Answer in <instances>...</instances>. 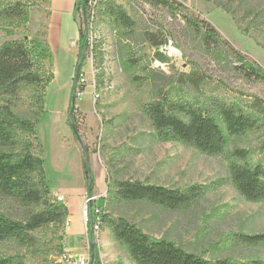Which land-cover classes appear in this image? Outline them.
I'll return each instance as SVG.
<instances>
[{
	"label": "rangeland",
	"instance_id": "obj_1",
	"mask_svg": "<svg viewBox=\"0 0 264 264\" xmlns=\"http://www.w3.org/2000/svg\"><path fill=\"white\" fill-rule=\"evenodd\" d=\"M5 1L0 0V5ZM25 1L29 4L27 22L0 17V45L29 37L34 57L46 72L53 73L46 90L47 111L37 125L41 145L36 149L44 160L52 196H64L74 209L73 193L80 198L77 200L83 213L91 195L94 211L97 206H106L107 213L128 219L154 239L172 241L211 260H257L264 264V242L247 246L237 241L240 234H264V201L245 200L228 173L230 162L264 164V127L244 138L229 137L222 154L208 155L178 141L161 139L144 110L146 104L167 95L200 106L225 127L212 110L213 99L243 107L249 106L253 96L264 101V81L248 80L240 73V62L227 45L228 42L245 60L264 68V0H193L177 16L167 7L143 0H114L137 26L129 34L99 13L89 36L90 40L98 36L104 42V83H97L99 71L88 52L81 70L84 91L76 99L77 134L70 124L69 103L78 46L71 36L63 49L50 41L48 0ZM183 14L209 23L220 44L208 46L183 20ZM77 20L79 28L85 29L81 11ZM148 33L156 34L159 40L172 38L176 58L167 63L155 60L158 49L149 43ZM47 44L52 56L45 49ZM190 72L205 76L198 87L183 83L181 75ZM28 97L29 91H24L17 112L30 117ZM260 120L264 124V118ZM237 150H242L245 158ZM112 156L120 158L115 165ZM85 162L95 181L91 194ZM114 179L139 180L179 190L197 185L204 187L205 194L191 206L178 210L147 201L112 204L109 185ZM0 212L14 220L25 217L19 204L1 196ZM68 219L69 216L63 226L39 228L33 233L31 246L14 241L2 243L0 257L20 255L25 264H70L64 262L67 254L71 260L83 256L86 264H93L96 246L99 264H135L128 249L113 239L109 228L100 226L91 235V226L84 222L78 230L82 241L73 240Z\"/></svg>",
	"mask_w": 264,
	"mask_h": 264
},
{
	"label": "trees",
	"instance_id": "obj_2",
	"mask_svg": "<svg viewBox=\"0 0 264 264\" xmlns=\"http://www.w3.org/2000/svg\"><path fill=\"white\" fill-rule=\"evenodd\" d=\"M143 1L153 6L167 7L175 16L186 9V5L179 0ZM75 9V13L81 11L83 24L86 27L79 28L77 64L81 62L83 66L86 54L90 52L95 69L99 71L96 81L102 85L105 62L104 42L98 36L90 40L91 30L85 14L87 13L86 1L77 0ZM99 13L124 28L129 34L134 33L136 22L114 0H103ZM0 17L27 22L29 4L25 0H7L0 5ZM182 18L190 28L202 36L208 46L220 44L216 30L209 23L205 21L200 23L197 17L186 14H183ZM166 38L159 40L156 34L148 33V41L156 49L164 43ZM227 45L234 54L235 60L240 62L237 66L240 73H243L248 80L264 81L263 67L245 60L231 48L228 42ZM45 49L52 56L48 44ZM155 60L161 63L168 61L158 50L155 53ZM83 76L84 72L80 71L76 99L84 91L81 82ZM52 78L53 73L46 72L42 63L34 57L29 37L8 40L0 45V196L15 201L25 210L23 220L11 219L0 212V245L7 241H14L22 246H31L34 232L44 226H63L70 214L68 205L52 196L44 160L36 153V149L41 145L37 135V125L47 111L46 90ZM181 79L184 84L189 83L193 87H198L205 76L190 72L182 74ZM24 91H29L27 107L30 117L17 112ZM180 99H170L164 95L146 104L144 110L151 118L161 139L178 141L194 147L201 153L222 154L229 137L244 138L249 133L264 127L260 120V117L264 118V101L257 96H253V100L247 107L237 103H227L217 98L213 99L212 110L221 117L225 127H222L213 115L200 106ZM71 107L72 99L70 98L69 111ZM74 109L72 120L76 124L75 112L78 111L76 102ZM237 152L245 158L246 155L242 150ZM119 159V156H112L111 160L115 161L113 165L117 164ZM84 169L88 186L92 185L93 193L95 181L88 162L84 163ZM228 173L231 183L245 200L264 201L263 163L249 165L230 162ZM109 192L112 204L147 201L171 210L187 208L205 194L204 187L197 185L186 190H179L139 180L120 179L110 181ZM97 207L101 210V225L109 228L113 239L128 249L135 264H262L257 260L207 259L183 249L172 241L154 239L128 219L107 213L106 206ZM90 211L94 213L92 203L89 205V213ZM92 218L94 222L95 216L92 215ZM88 226L90 227V222ZM237 241L243 245L255 246L264 242V234H240L237 236ZM0 264H25V260L20 255L5 256L0 257ZM93 264H99L96 246Z\"/></svg>",
	"mask_w": 264,
	"mask_h": 264
},
{
	"label": "crops",
	"instance_id": "obj_3",
	"mask_svg": "<svg viewBox=\"0 0 264 264\" xmlns=\"http://www.w3.org/2000/svg\"><path fill=\"white\" fill-rule=\"evenodd\" d=\"M76 1L77 0H48V34L50 35V41H55L57 47L60 49L65 48V45H67L66 39L70 36L72 37V39L74 38L72 42L74 41L78 46L77 42L79 38V20H77V13H75ZM179 1L184 3L186 6H189L193 2V0ZM77 198L80 199L79 197H74V194L72 193V202H76V206L74 209H71L68 202H66L69 207V218H71L69 236L72 237L73 240L75 238H78L80 239V241H82V234L81 232H78V230L81 223L82 225H84V217L83 213H80V206ZM75 248H71V250H74L77 253V250Z\"/></svg>",
	"mask_w": 264,
	"mask_h": 264
},
{
	"label": "built area",
	"instance_id": "obj_4",
	"mask_svg": "<svg viewBox=\"0 0 264 264\" xmlns=\"http://www.w3.org/2000/svg\"><path fill=\"white\" fill-rule=\"evenodd\" d=\"M86 4H87V13H85L87 15V21L91 30L92 31L95 30V26L98 22L99 19V9H100V5L102 3L103 0H85ZM86 21V23H87ZM159 53H161L162 55H164L167 59H174L176 58V43L172 38H166V40L164 41V43L158 48ZM82 81H84V79H81ZM58 199L60 201L65 202V197L64 196H58ZM93 197L90 195L89 198H87V200L85 201L84 207H83V216H84V222L86 224V226H88L89 223V218H90V213H88L89 211V205H90V201H92ZM66 203V202H65ZM91 212V211H90ZM92 213V212H91ZM100 213L101 210L99 208H97L94 213H92V215L95 216V221L93 222V230L98 231L100 229V226H102V221H101V217H100ZM71 223V219L69 218L67 221V224ZM85 258L83 256H80L76 261L71 260V258L66 254V256L64 257V262L66 263H70V264H86Z\"/></svg>",
	"mask_w": 264,
	"mask_h": 264
},
{
	"label": "water",
	"instance_id": "obj_5",
	"mask_svg": "<svg viewBox=\"0 0 264 264\" xmlns=\"http://www.w3.org/2000/svg\"><path fill=\"white\" fill-rule=\"evenodd\" d=\"M81 67H82V63H78L77 64V67H76V72H75V77H74V82H73V90H72V95H71V99H72V107L70 109V112H69V118H70V124H71V127L74 131L75 134H77V129H76V125L74 123V121L72 120V114L74 112V104L76 102V95H77V88H78V76H79V73L81 71ZM92 192V185L90 184L89 185V194H91ZM89 222H90V230H91V235L93 233V218H92V213L90 212V218H89ZM90 240H92V238H90ZM91 247L93 249V242H91Z\"/></svg>",
	"mask_w": 264,
	"mask_h": 264
}]
</instances>
